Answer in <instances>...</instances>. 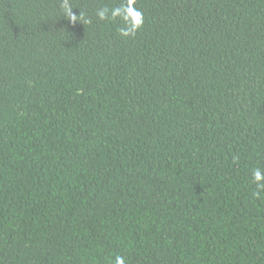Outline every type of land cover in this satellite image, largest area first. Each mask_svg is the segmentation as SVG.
Wrapping results in <instances>:
<instances>
[{
    "label": "trees",
    "instance_id": "1",
    "mask_svg": "<svg viewBox=\"0 0 264 264\" xmlns=\"http://www.w3.org/2000/svg\"><path fill=\"white\" fill-rule=\"evenodd\" d=\"M258 184L264 0H0V264H264Z\"/></svg>",
    "mask_w": 264,
    "mask_h": 264
},
{
    "label": "clouds",
    "instance_id": "2",
    "mask_svg": "<svg viewBox=\"0 0 264 264\" xmlns=\"http://www.w3.org/2000/svg\"><path fill=\"white\" fill-rule=\"evenodd\" d=\"M102 18H103V14H101ZM254 176H255V179L257 181L261 180V175H260V172L257 170L255 173H254ZM258 187L260 188H264V184H258ZM120 264H123L122 261H120Z\"/></svg>",
    "mask_w": 264,
    "mask_h": 264
}]
</instances>
